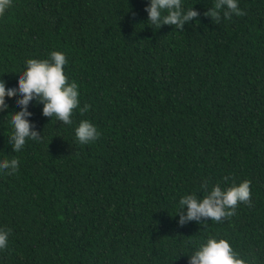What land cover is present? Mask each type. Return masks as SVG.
I'll return each instance as SVG.
<instances>
[{
	"label": "trees",
	"instance_id": "trees-1",
	"mask_svg": "<svg viewBox=\"0 0 264 264\" xmlns=\"http://www.w3.org/2000/svg\"><path fill=\"white\" fill-rule=\"evenodd\" d=\"M148 0H12L0 15V79L30 58L66 55L80 106L71 125L30 102L40 137L9 143L17 96L0 109V264H189L209 236L264 264V0L206 16L216 0H182L183 30L147 23ZM87 106L86 111L80 109ZM82 120L101 133L80 144ZM250 181V201L220 221L180 223L187 194Z\"/></svg>",
	"mask_w": 264,
	"mask_h": 264
},
{
	"label": "clouds",
	"instance_id": "clouds-1",
	"mask_svg": "<svg viewBox=\"0 0 264 264\" xmlns=\"http://www.w3.org/2000/svg\"><path fill=\"white\" fill-rule=\"evenodd\" d=\"M12 0H0V15H3L11 6ZM239 0H216L214 8H210L205 15L219 21L221 12L223 18L231 19L233 15L241 16L243 11L239 8ZM147 23L154 27L163 25L174 26L183 30L184 25L196 18L199 13L192 8L184 9L182 0H148L145 7ZM67 63L66 55L60 51H52L48 59L30 58L25 61V69L17 75L15 85H5L0 79V109L7 108L5 95L17 96L16 104L19 111L11 112L10 124L12 134L9 143L14 152L23 149L28 140L40 137L29 117L32 113L28 110L30 102L43 104L42 115L53 116L62 124H72V113L80 106V92L78 84L68 82L64 73ZM86 111L87 106L80 109ZM101 133L90 121L82 120L75 128V137L80 144L96 141ZM19 160L0 159V170H9V174L18 171ZM250 181L244 180L238 185L222 189L219 184L211 187L202 197L194 193L180 198L179 206L186 209V214L181 216L180 223L186 221H200L201 218H210L211 221H220L222 218L234 214L238 203L250 201ZM10 230L0 229V251L9 244ZM189 257V264H248L244 258L233 249L230 242L224 238L209 236L201 243Z\"/></svg>",
	"mask_w": 264,
	"mask_h": 264
}]
</instances>
